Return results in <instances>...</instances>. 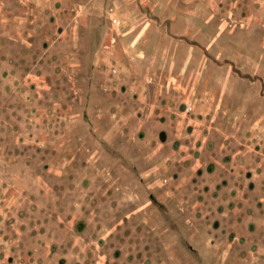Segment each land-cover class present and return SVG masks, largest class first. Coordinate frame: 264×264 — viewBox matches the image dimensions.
I'll return each instance as SVG.
<instances>
[{
  "label": "rangeland",
  "instance_id": "obj_1",
  "mask_svg": "<svg viewBox=\"0 0 264 264\" xmlns=\"http://www.w3.org/2000/svg\"><path fill=\"white\" fill-rule=\"evenodd\" d=\"M0 264H264V0H0Z\"/></svg>",
  "mask_w": 264,
  "mask_h": 264
}]
</instances>
